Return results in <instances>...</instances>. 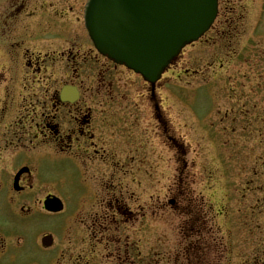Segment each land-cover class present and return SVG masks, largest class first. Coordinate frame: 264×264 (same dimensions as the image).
I'll return each mask as SVG.
<instances>
[{"label":"flooded vegetation","instance_id":"flooded-vegetation-1","mask_svg":"<svg viewBox=\"0 0 264 264\" xmlns=\"http://www.w3.org/2000/svg\"><path fill=\"white\" fill-rule=\"evenodd\" d=\"M223 4L220 0L216 42L233 39L242 28L235 14L231 23L225 18ZM2 5L0 264H222V243L217 233L202 231L199 211L186 215V232L153 230L150 259L143 257L146 213L129 190L141 189L142 165L157 157L161 126L164 137L177 144L171 115L158 105L155 88L146 93L139 77L97 54L84 28L70 23L80 22L77 0ZM246 68L226 88L229 105L218 109L220 121L240 125L236 144L247 143L255 125L254 67ZM209 110L212 106L202 105L204 121ZM64 161L73 164L67 188L52 178V165L58 171ZM54 197L64 204L57 213L46 208ZM169 207L172 218L186 211L177 199ZM164 211L152 208L155 224ZM249 223V233L256 234L255 220ZM47 235L53 239L49 247L42 243ZM256 241L253 237L247 254L253 264H264V247L254 249Z\"/></svg>","mask_w":264,"mask_h":264},{"label":"rangeland","instance_id":"rangeland-1","mask_svg":"<svg viewBox=\"0 0 264 264\" xmlns=\"http://www.w3.org/2000/svg\"><path fill=\"white\" fill-rule=\"evenodd\" d=\"M260 1L227 0L224 8L234 10L236 23L242 27L233 39L216 42L213 28L203 39L183 51L158 84V104L171 115L170 130L176 136L177 144L167 143L163 135L165 126H161L156 143L157 157L152 165L149 158L147 164L142 165L141 189L129 190L141 201L146 213L142 221V241L143 257L147 259L151 256L152 231L166 233L179 229L186 232L185 217L193 211H199L202 216L203 232L218 234L217 242L223 246L221 250L228 252L223 255V264H253L252 256L249 258L247 254L253 237L259 241L253 242L254 249L264 247V213L253 212L257 207L255 204L264 200V122L257 120L264 118V12L261 18L255 16L264 7V0ZM228 16L225 18L231 19ZM70 23L76 25L78 31L82 30L81 23ZM225 34L230 37V30L226 28ZM252 66L255 74L253 136L247 143L236 144L234 140L240 125L235 126L230 118L220 121L218 109L224 111L225 105H229L226 88L233 86V80L243 75L238 71L243 73L244 68L248 71ZM220 103L224 105L218 108ZM203 104L213 109L207 112L209 117L205 121L200 118ZM244 136L246 139L247 134ZM72 168L73 164L66 161L58 171L52 165V178L67 188L72 183ZM242 174L248 176L244 178ZM173 199L186 210L181 212L182 218H177L176 214V219L172 218L169 202ZM224 199L228 202L225 204L228 214L225 215L220 212ZM155 206L166 209L159 213L158 224L151 219V210ZM252 216L256 221L253 230L256 234H245L248 226L242 219L246 221ZM131 226L135 227V224L132 222Z\"/></svg>","mask_w":264,"mask_h":264},{"label":"water","instance_id":"water-1","mask_svg":"<svg viewBox=\"0 0 264 264\" xmlns=\"http://www.w3.org/2000/svg\"><path fill=\"white\" fill-rule=\"evenodd\" d=\"M217 0H90L87 21L97 48L151 82L186 44L212 25ZM139 64H138V63Z\"/></svg>","mask_w":264,"mask_h":264}]
</instances>
